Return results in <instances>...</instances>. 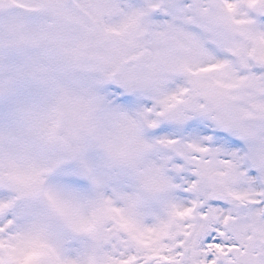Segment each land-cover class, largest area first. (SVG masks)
Returning <instances> with one entry per match:
<instances>
[{"label":"snow or ice","instance_id":"1","mask_svg":"<svg viewBox=\"0 0 264 264\" xmlns=\"http://www.w3.org/2000/svg\"><path fill=\"white\" fill-rule=\"evenodd\" d=\"M0 264H264V0H0Z\"/></svg>","mask_w":264,"mask_h":264}]
</instances>
